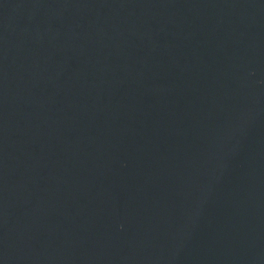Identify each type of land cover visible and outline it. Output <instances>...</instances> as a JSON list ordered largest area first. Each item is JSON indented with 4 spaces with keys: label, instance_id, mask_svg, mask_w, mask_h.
<instances>
[{
    "label": "water",
    "instance_id": "water-1",
    "mask_svg": "<svg viewBox=\"0 0 264 264\" xmlns=\"http://www.w3.org/2000/svg\"><path fill=\"white\" fill-rule=\"evenodd\" d=\"M0 264H264V0H0Z\"/></svg>",
    "mask_w": 264,
    "mask_h": 264
}]
</instances>
